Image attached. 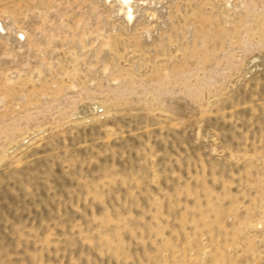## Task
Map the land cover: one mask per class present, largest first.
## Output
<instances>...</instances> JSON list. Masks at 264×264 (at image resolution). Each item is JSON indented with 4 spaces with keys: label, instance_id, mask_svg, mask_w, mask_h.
<instances>
[{
    "label": "rangeland",
    "instance_id": "obj_1",
    "mask_svg": "<svg viewBox=\"0 0 264 264\" xmlns=\"http://www.w3.org/2000/svg\"><path fill=\"white\" fill-rule=\"evenodd\" d=\"M0 0V264H264V0Z\"/></svg>",
    "mask_w": 264,
    "mask_h": 264
},
{
    "label": "bare ground",
    "instance_id": "obj_2",
    "mask_svg": "<svg viewBox=\"0 0 264 264\" xmlns=\"http://www.w3.org/2000/svg\"><path fill=\"white\" fill-rule=\"evenodd\" d=\"M132 0H117V2L119 3V7L120 9H123V11H125V15L127 16L128 19L131 18V8H130V2ZM139 2H142L143 0H137Z\"/></svg>",
    "mask_w": 264,
    "mask_h": 264
}]
</instances>
